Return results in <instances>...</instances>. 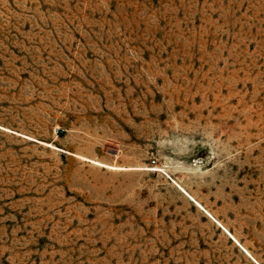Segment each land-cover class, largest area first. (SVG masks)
<instances>
[{"label":"rangeland","instance_id":"1","mask_svg":"<svg viewBox=\"0 0 264 264\" xmlns=\"http://www.w3.org/2000/svg\"><path fill=\"white\" fill-rule=\"evenodd\" d=\"M256 263L264 0H0V264Z\"/></svg>","mask_w":264,"mask_h":264},{"label":"bare ground","instance_id":"2","mask_svg":"<svg viewBox=\"0 0 264 264\" xmlns=\"http://www.w3.org/2000/svg\"><path fill=\"white\" fill-rule=\"evenodd\" d=\"M36 142H38V141H36ZM38 143H41V142H38ZM41 144H43V143H41ZM50 147L53 148V146H51V145H50ZM57 150L58 151H62L60 149H57ZM85 160L91 162L93 165H95L97 167H100V168L106 169V170H110V171L123 172V171L130 170V168L128 169V168H123V167H118V166L106 165V164H103V163H100V162H97V161L88 160V159H85ZM152 170H158V169H152ZM190 200L195 203V206H197L199 209L203 210V208L196 201H194L192 198H190ZM205 214H207V216L210 217L213 220L212 216L209 213L206 212ZM216 223L232 238V240L235 242V244H237L238 247H240L248 255L247 251L243 247H241L239 245V243L218 222H216Z\"/></svg>","mask_w":264,"mask_h":264}]
</instances>
